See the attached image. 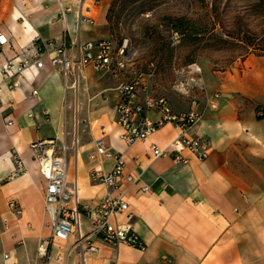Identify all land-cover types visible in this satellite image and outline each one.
<instances>
[{
    "label": "crops",
    "instance_id": "1",
    "mask_svg": "<svg viewBox=\"0 0 264 264\" xmlns=\"http://www.w3.org/2000/svg\"><path fill=\"white\" fill-rule=\"evenodd\" d=\"M110 1L0 0V34L7 39L0 69L32 55L34 44H53L41 50L43 69L25 71L16 89L8 91L0 74V264H264V52L221 69L192 66L199 70L198 88L188 94L175 85L165 97L174 113L202 114L188 135L208 139L211 151L204 161L182 152L187 164L154 158L151 147L165 149L180 132L166 124L131 146L119 140L114 89L128 82L122 73L101 77L86 65L63 74L49 61L62 44L73 58L84 43L105 39ZM55 138L66 147L67 206L79 213L66 241L51 238L55 206L44 204L46 181L29 148ZM98 139L121 155L133 183L113 190L90 180L93 169L113 167L103 154L91 158ZM16 157L23 168L14 174ZM108 196L127 203L113 222L130 223L143 249L112 247L89 234L82 208ZM41 243L45 254L38 252Z\"/></svg>",
    "mask_w": 264,
    "mask_h": 264
},
{
    "label": "built area",
    "instance_id": "2",
    "mask_svg": "<svg viewBox=\"0 0 264 264\" xmlns=\"http://www.w3.org/2000/svg\"><path fill=\"white\" fill-rule=\"evenodd\" d=\"M6 42L5 36L0 34V47ZM48 45L53 44H34L32 55L23 58L16 57L4 63L0 69V74L2 83L8 91H12L19 86L20 79L25 71L43 69L44 58L41 50ZM50 54H52L49 59L50 64L63 74L77 71L79 67L86 65L91 66L94 72L98 74H107L111 72L114 64L122 68L123 62L127 61L123 49L115 54L112 43L107 39L84 43L80 46L78 54L73 58L68 56L67 48L63 44ZM118 57L124 59L123 62L118 61ZM196 72H199V70ZM149 78L150 76L138 75L114 89V111L115 121L120 129L119 140L127 146H131L136 142L144 141L164 125L171 124L179 130L180 134L163 150L155 146L151 147L153 157L169 158L173 163L187 164L188 158L182 156V152L187 151L195 159L204 161L211 151L210 141L197 134L188 135L197 127L202 119V114L195 110L174 113L165 96L154 95L151 92ZM194 82L197 83L198 81L194 80ZM37 95L38 91L36 89H33L30 93L32 98L37 97ZM211 108L216 109V104L212 103ZM151 113L157 115L155 121L150 119ZM42 114L47 116L46 111H43ZM29 117H32V115H29ZM7 125L11 126L12 122L8 121ZM29 148L39 174L46 181L44 204L55 206V219L52 223L51 238L66 241L75 232L79 215L77 211L67 206L72 198V191L68 188L66 182V147L55 138L51 141L32 143ZM100 154L111 160L113 167L108 173H103L100 169H93L89 175L92 182L102 184L113 190L119 189L124 183L131 184L134 182L133 177L124 174V161L121 155L106 151L104 142L98 139L95 141V153L91 158L95 159ZM14 163V174H17L23 168V163L19 157L15 158ZM142 191L149 192V189L142 188ZM8 206L15 215L20 213L19 207L14 201L9 202ZM127 210L128 205L120 196H108L98 201L93 207L84 206L82 213L92 226L89 234L98 238L102 243L112 247L126 245L135 249H143L144 245L132 230L130 223L116 224L113 222L115 216L123 214ZM128 218L130 219V216ZM88 250L95 252L96 248L91 245ZM38 252L45 254L44 243L39 245Z\"/></svg>",
    "mask_w": 264,
    "mask_h": 264
},
{
    "label": "rangeland",
    "instance_id": "3",
    "mask_svg": "<svg viewBox=\"0 0 264 264\" xmlns=\"http://www.w3.org/2000/svg\"><path fill=\"white\" fill-rule=\"evenodd\" d=\"M255 0H111L105 39L114 53L127 58L107 75L130 81L150 76L152 93L167 96L173 86L191 94L199 72L195 67L221 69L249 53L264 50V14L252 10ZM193 23L183 35L171 30L169 18ZM119 58V57H118ZM124 60V59H123ZM122 60V61H123ZM115 65V64H114ZM192 66H195L192 68ZM191 67V68H190ZM192 79H194L192 81Z\"/></svg>",
    "mask_w": 264,
    "mask_h": 264
},
{
    "label": "trees",
    "instance_id": "4",
    "mask_svg": "<svg viewBox=\"0 0 264 264\" xmlns=\"http://www.w3.org/2000/svg\"><path fill=\"white\" fill-rule=\"evenodd\" d=\"M194 1L198 4H203L204 2V0H194ZM251 8L258 14H264V0H255V3L252 5ZM109 12L110 11L108 10V13ZM168 20L170 22L171 30H173L175 33H178L179 35H183L184 32L189 29V27L190 30H192L193 34H201L204 32H208V30L205 29L206 31H201L198 33L197 31L192 29L193 23H191V21L185 19L184 17L169 18ZM261 52H264V50ZM262 117H264V112L262 114Z\"/></svg>",
    "mask_w": 264,
    "mask_h": 264
}]
</instances>
